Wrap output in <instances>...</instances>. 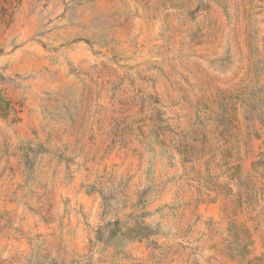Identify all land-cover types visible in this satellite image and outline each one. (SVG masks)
Segmentation results:
<instances>
[{"label": "rangeland", "instance_id": "rangeland-1", "mask_svg": "<svg viewBox=\"0 0 264 264\" xmlns=\"http://www.w3.org/2000/svg\"><path fill=\"white\" fill-rule=\"evenodd\" d=\"M0 264H264V0H0Z\"/></svg>", "mask_w": 264, "mask_h": 264}, {"label": "trees", "instance_id": "trees-1", "mask_svg": "<svg viewBox=\"0 0 264 264\" xmlns=\"http://www.w3.org/2000/svg\"><path fill=\"white\" fill-rule=\"evenodd\" d=\"M133 233V230H125V231H122V230H112L109 234L110 238H115V237H127L131 240H134V239H141L142 236H136V235H132ZM101 233H99L98 235H100ZM101 238V236H100Z\"/></svg>", "mask_w": 264, "mask_h": 264}]
</instances>
